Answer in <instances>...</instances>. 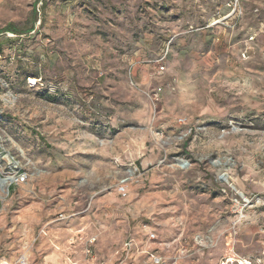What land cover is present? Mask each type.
<instances>
[{
	"label": "rangeland",
	"instance_id": "rangeland-1",
	"mask_svg": "<svg viewBox=\"0 0 264 264\" xmlns=\"http://www.w3.org/2000/svg\"><path fill=\"white\" fill-rule=\"evenodd\" d=\"M0 145L4 264H264V0H0Z\"/></svg>",
	"mask_w": 264,
	"mask_h": 264
},
{
	"label": "built area",
	"instance_id": "built-area-1",
	"mask_svg": "<svg viewBox=\"0 0 264 264\" xmlns=\"http://www.w3.org/2000/svg\"><path fill=\"white\" fill-rule=\"evenodd\" d=\"M162 70L164 69L161 67ZM34 84V83H33ZM29 179V174L26 169L22 166L19 158L6 151L0 145V208L3 204V201L9 198L11 191L24 183ZM124 191V188L121 189ZM63 218V216H60ZM154 239L155 236L152 235L151 239ZM129 243H125L124 247H128ZM26 260H20V264H25ZM160 261L156 260V263L159 264Z\"/></svg>",
	"mask_w": 264,
	"mask_h": 264
},
{
	"label": "crops",
	"instance_id": "crops-1",
	"mask_svg": "<svg viewBox=\"0 0 264 264\" xmlns=\"http://www.w3.org/2000/svg\"><path fill=\"white\" fill-rule=\"evenodd\" d=\"M74 220L69 222L65 226H60L58 224L49 225L48 230L43 238L45 246H48V251L43 256V264H64L65 259L71 260L69 258V253L67 249L70 248L71 239H73V232L77 225ZM55 247H57L55 249ZM110 262V259L108 260ZM111 264V262L109 263ZM119 264H129V257L126 254L125 259H123Z\"/></svg>",
	"mask_w": 264,
	"mask_h": 264
},
{
	"label": "trees",
	"instance_id": "trees-1",
	"mask_svg": "<svg viewBox=\"0 0 264 264\" xmlns=\"http://www.w3.org/2000/svg\"><path fill=\"white\" fill-rule=\"evenodd\" d=\"M2 32H10V33H17L16 29L13 25H8Z\"/></svg>",
	"mask_w": 264,
	"mask_h": 264
},
{
	"label": "bare ground",
	"instance_id": "bare-ground-1",
	"mask_svg": "<svg viewBox=\"0 0 264 264\" xmlns=\"http://www.w3.org/2000/svg\"><path fill=\"white\" fill-rule=\"evenodd\" d=\"M32 83H34V81L31 79ZM182 165V164H181ZM237 194L240 196V197H243L242 193L240 192H237ZM244 194V193H243ZM137 244V243H136ZM27 259V256H22V260H26ZM0 264H4L3 261H0ZM70 264H73L72 262Z\"/></svg>",
	"mask_w": 264,
	"mask_h": 264
}]
</instances>
